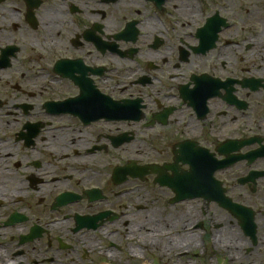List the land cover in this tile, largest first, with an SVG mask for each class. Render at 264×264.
Instances as JSON below:
<instances>
[{
    "label": "flooded vegetation",
    "instance_id": "flooded-vegetation-1",
    "mask_svg": "<svg viewBox=\"0 0 264 264\" xmlns=\"http://www.w3.org/2000/svg\"><path fill=\"white\" fill-rule=\"evenodd\" d=\"M0 264H264V0H0Z\"/></svg>",
    "mask_w": 264,
    "mask_h": 264
}]
</instances>
